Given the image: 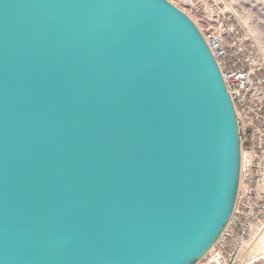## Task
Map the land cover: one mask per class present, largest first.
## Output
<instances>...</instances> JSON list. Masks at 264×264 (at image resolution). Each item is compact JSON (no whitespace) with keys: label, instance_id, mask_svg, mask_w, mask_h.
Wrapping results in <instances>:
<instances>
[{"label":"water","instance_id":"1","mask_svg":"<svg viewBox=\"0 0 264 264\" xmlns=\"http://www.w3.org/2000/svg\"><path fill=\"white\" fill-rule=\"evenodd\" d=\"M251 133L170 0H0V264H199Z\"/></svg>","mask_w":264,"mask_h":264},{"label":"built area","instance_id":"2","mask_svg":"<svg viewBox=\"0 0 264 264\" xmlns=\"http://www.w3.org/2000/svg\"><path fill=\"white\" fill-rule=\"evenodd\" d=\"M194 21L225 80L245 134L240 185L233 216L213 249V264H264L246 247L264 233V53L229 2L189 0Z\"/></svg>","mask_w":264,"mask_h":264},{"label":"rangeland","instance_id":"3","mask_svg":"<svg viewBox=\"0 0 264 264\" xmlns=\"http://www.w3.org/2000/svg\"><path fill=\"white\" fill-rule=\"evenodd\" d=\"M170 1L184 11L191 19L198 21V14L193 9L189 0ZM214 1L217 3H230L245 30L248 34L257 39L264 53V0H203L204 3ZM263 235L264 233L256 236L254 239L251 238L246 244L248 250L255 255L264 253V248L257 246L260 243V237ZM215 253L216 249H212V251L202 261H200L199 264H213L212 260Z\"/></svg>","mask_w":264,"mask_h":264},{"label":"bare ground","instance_id":"4","mask_svg":"<svg viewBox=\"0 0 264 264\" xmlns=\"http://www.w3.org/2000/svg\"><path fill=\"white\" fill-rule=\"evenodd\" d=\"M257 241H258V239H257ZM260 243L257 245V246H260V247H262V248H264V235L262 236V237H260V241H259ZM256 246V245H255ZM262 254V253H261Z\"/></svg>","mask_w":264,"mask_h":264}]
</instances>
